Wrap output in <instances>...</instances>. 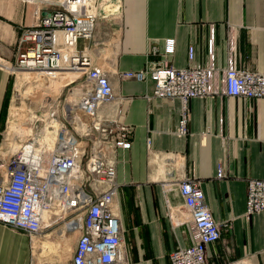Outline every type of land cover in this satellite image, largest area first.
Returning a JSON list of instances; mask_svg holds the SVG:
<instances>
[{
	"label": "crops",
	"instance_id": "crops-1",
	"mask_svg": "<svg viewBox=\"0 0 264 264\" xmlns=\"http://www.w3.org/2000/svg\"><path fill=\"white\" fill-rule=\"evenodd\" d=\"M60 1L0 0V126L5 112L8 119L10 64L16 63L23 47L21 30L58 8ZM85 4L96 15V25L91 39L78 40V48L87 47L95 65L108 71L115 93L109 103L112 111L107 104L100 110L114 114L119 109V120L133 127L130 148L116 153L118 190L113 205L129 264H170L173 250L194 242V228L178 189V181L185 177L200 182L204 202L220 224V238L206 248L207 264H264V210L245 215L248 179H264V98L221 92L190 98L187 133L179 136L180 98L153 97L151 80L121 79L116 74L145 67L157 58L148 54L151 45L162 51L164 39L173 38L175 49L169 57L173 67L186 66L189 45H194V59L201 64L208 61L212 48L220 75L229 37L235 41L237 69L264 72V0H85ZM60 237H73L75 242V235L61 225L30 238L0 222V264H36L33 240L54 238L58 252ZM38 263L48 264L39 257ZM50 263L59 264L57 253Z\"/></svg>",
	"mask_w": 264,
	"mask_h": 264
},
{
	"label": "built area",
	"instance_id": "built-area-1",
	"mask_svg": "<svg viewBox=\"0 0 264 264\" xmlns=\"http://www.w3.org/2000/svg\"><path fill=\"white\" fill-rule=\"evenodd\" d=\"M95 25L96 15L87 10L85 0H61L58 8L21 30L23 47L11 64L13 70H39L48 77L60 70L76 72L73 81L79 95L60 110L54 103L45 106L43 125L36 127L35 135L29 133L13 153L0 154V222L30 238L61 225L67 234L75 235L71 264H129L123 227L113 205L118 190L116 153L130 148L133 127L119 120V109L114 114L100 110L115 100L112 82L108 71L95 65L87 47L77 45L79 39L92 38ZM227 41L226 67L220 75L212 48L208 61L201 64L194 59V45H189L186 66L173 67L169 62L173 38L164 39L162 51L151 45L148 54L157 58L145 67L116 74L121 79L151 80L153 97L180 98L177 134L183 136L190 98L220 92L228 97L264 98V72L237 69L235 41L233 37ZM46 123L54 140L50 150L39 140ZM52 123L58 127H51ZM178 189L195 239L173 250L170 264H207L206 248L220 238V224L206 206L198 180L182 178ZM262 210L264 179L250 178L245 215Z\"/></svg>",
	"mask_w": 264,
	"mask_h": 264
},
{
	"label": "rangeland",
	"instance_id": "rangeland-1",
	"mask_svg": "<svg viewBox=\"0 0 264 264\" xmlns=\"http://www.w3.org/2000/svg\"><path fill=\"white\" fill-rule=\"evenodd\" d=\"M17 75V71L16 75L11 74L13 78V91L11 102L8 108V119H6L7 112H5V118L2 120L0 126V154L2 156L14 152L13 143L16 144V150L18 145L23 143V141H26L28 132L32 130L30 129L31 127H33V132L31 131V134L35 135L36 129H39V127H36L43 125L40 119L44 117L43 114L46 112L45 106L49 105L50 103H54L55 106L57 104L60 110L63 104L70 103L71 100H76L79 95L78 90H76L75 88V84L77 81H73L72 78L69 77H60L55 78V80H49L47 76L48 79L46 77H41L36 80H32L34 79V73L25 71L20 73V81H18V79H16ZM60 120H62L61 117ZM14 126H22V128L27 132V135L21 137L17 134L15 135V132L13 131V129H11ZM48 240L50 242L48 248L40 250L41 248H43L42 246H40V249L37 250L36 263L39 264V257L44 258V262L46 261L48 262V264H51L50 262L52 258H54L55 254L57 253L59 264H70V258L72 256V250L75 243L74 238L72 237L70 239H67L66 237H60V248L58 252L53 246L55 243L54 238H48Z\"/></svg>",
	"mask_w": 264,
	"mask_h": 264
},
{
	"label": "bare ground",
	"instance_id": "bare-ground-1",
	"mask_svg": "<svg viewBox=\"0 0 264 264\" xmlns=\"http://www.w3.org/2000/svg\"><path fill=\"white\" fill-rule=\"evenodd\" d=\"M10 69L12 70V71H17L18 72V75H17V77H16V79H18V81H20V73L21 72H32V73H34V79H32V80H36V79H38V78H47V73H44V72H42V71H39V70H21V69H16V70H13V68H12V65L10 64ZM77 76V73L76 72H69V71H56V72H54V73H51V76H49L48 78H49V80L51 79V80H55V78H62V77H69V78H72V80L75 78ZM47 78V79H48ZM21 82H22V80H21ZM32 82V81H31ZM19 84V83H18ZM18 86V85H17ZM106 105V104H105ZM110 104H107L106 106H109ZM112 109H113V107L110 105L109 106V111L111 110L112 111ZM29 114H30V112H29ZM35 117V116H34ZM33 117V118H34ZM39 117V116H38ZM8 122V121H7ZM13 125H15V124H13ZM47 127H48V124L46 123L45 125H44V127H42V129H41V132L39 133V140H40V142L43 144V146L46 148V150L48 149V150H50L51 149V147H53V144H54V140H53V137L50 135L52 132H50V131H46V129H47ZM51 127H55V128H57L58 127V125L57 124H55V123H52V125H51ZM11 129H13V131L15 132V135L17 134V135H19L20 137L21 136H25V135H27V132L22 128V126H14V127H12ZM30 131H32V130H30ZM28 132V134L30 133L31 134V132ZM33 132V131H32ZM8 135V134H7ZM16 137V136H15ZM14 138V137H13ZM7 140V139H6ZM9 140V139H8ZM12 140V139H11ZM10 140V141H11ZM20 140H22V139H20ZM12 142V141H11ZM10 142V143H11ZM16 142V141H15ZM24 142V141H23ZM9 144V143H8ZM7 144V145H8ZM6 145V144H5ZM15 147H16V144L15 143H13V148H14V151H15ZM11 150V149H10ZM7 153V152H6ZM172 212H173V210H172ZM176 212V211H175ZM174 214H176V213H174ZM177 215V214H176ZM60 235V234H59ZM62 236V235H61ZM46 244H48V245H46ZM37 245H39V246H44V245H46L45 247H43V248H41L40 250H43V249H45V248H47V247H49V241L45 238V239H34L33 240V251H34V255H35V257H36V252H37V250H36V246ZM38 247V246H37ZM37 258V257H36ZM37 264V263H36Z\"/></svg>",
	"mask_w": 264,
	"mask_h": 264
}]
</instances>
